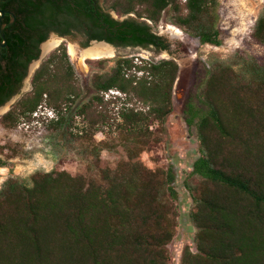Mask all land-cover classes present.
I'll use <instances>...</instances> for the list:
<instances>
[{
    "label": "trees",
    "instance_id": "obj_1",
    "mask_svg": "<svg viewBox=\"0 0 264 264\" xmlns=\"http://www.w3.org/2000/svg\"><path fill=\"white\" fill-rule=\"evenodd\" d=\"M51 2L56 20L60 0ZM40 4L41 0L17 3L20 33H12L13 49L25 43L34 14L48 8ZM217 5L218 0H104L102 6L119 17L135 15L122 20L90 6L87 11L101 31L98 40L169 52L170 42L153 30L164 10L170 11L171 23L200 43L219 45ZM251 38L264 45V10ZM178 72L174 58L139 64L132 57L116 58L108 71L91 76L96 93L76 107L74 115L85 121L81 135L92 136L112 124L114 118L102 108L98 94L108 89L143 105L117 108L119 120L114 122L120 130L143 134L150 122L164 123L173 111ZM73 73L61 43L34 70L30 89L0 123L15 126L45 104L56 113L45 125L63 129L72 119L66 110L78 95ZM198 101L204 108L188 103L184 119L195 126L199 153L190 170L199 177L189 212L194 250L185 246L180 264H264V61L247 60L240 71L212 62ZM101 178L96 182L65 170L35 171L28 178L8 176L0 185V264H169L165 246L173 237L174 222L164 197L176 198L173 167L152 170L139 160H127L102 169Z\"/></svg>",
    "mask_w": 264,
    "mask_h": 264
},
{
    "label": "rangeland",
    "instance_id": "obj_2",
    "mask_svg": "<svg viewBox=\"0 0 264 264\" xmlns=\"http://www.w3.org/2000/svg\"><path fill=\"white\" fill-rule=\"evenodd\" d=\"M263 10L264 0H218L217 26L221 29V42L219 45H211L200 43L171 23L170 11L166 9L153 30L170 42L169 52L127 47L114 49L112 56L90 58L84 56V49L77 45V39L60 41L50 36L46 42L56 40L57 43L47 49L48 53L59 44H65L73 68V81L78 95L65 113L72 119L61 130L48 128L45 122L36 123L32 117L23 118L12 127L0 123V159L4 163L0 166V185L8 176L28 178L35 171L50 170H65L72 175L80 174L102 182V169H113L127 160H139L152 170H166L171 165L175 174L172 187L176 198L172 199L166 194L164 201L172 208L173 212L169 216L173 219L174 229L165 251L169 264H180L183 248L188 246L194 250L195 229L189 219V212L194 209L192 188L199 181L197 175L190 174L192 161L199 153L195 126L184 122L187 104L204 108L198 101V90L212 62L220 61L240 71L247 60L264 61V45L251 38L254 23ZM112 13L120 19L127 15L119 17L114 11ZM129 15L135 17L134 13ZM94 44L97 43L91 46ZM70 46L75 48V53H71ZM120 56L132 57L133 62L138 64L167 58L177 61L179 72L173 86V111L164 123L150 122L143 134L128 133L116 127L115 122L119 120L117 108L124 104L143 109L142 103L120 91L118 94L110 93L108 98L99 92L103 100L102 108L114 118L112 124L97 130L92 136L81 135L79 130L85 121L74 113L76 107L91 100L96 93L90 85V78L95 72L108 71ZM102 58L105 59L102 64L94 62L95 59ZM28 88L29 86L26 89ZM97 109L100 110V107ZM94 111L95 107L92 113Z\"/></svg>",
    "mask_w": 264,
    "mask_h": 264
},
{
    "label": "flooded vegetation",
    "instance_id": "obj_3",
    "mask_svg": "<svg viewBox=\"0 0 264 264\" xmlns=\"http://www.w3.org/2000/svg\"><path fill=\"white\" fill-rule=\"evenodd\" d=\"M19 1L0 0V10L4 11L2 15L0 14V24L3 25L2 33L0 30V117L31 87V76L34 70L47 56L48 50L44 49L43 44L50 36L60 41L77 39V45L81 49L91 46L93 41H104L96 38L101 31L95 26L87 6L96 10L97 13H106L111 18L120 19L114 16L111 10L102 6V0H60L56 20H54L52 16L55 12L54 8L48 6L53 0H41L40 5L45 4L48 8L43 7V11L34 14V18L30 21L35 22L26 30L25 43L19 50H15L12 45L14 36L12 33H20V27H17L16 21L21 19V15L15 11ZM49 14L50 18H47ZM129 14L124 18L130 17ZM62 23L65 26H62ZM85 43H87L86 46ZM113 46L115 49L139 48ZM27 86H29L28 89H26Z\"/></svg>",
    "mask_w": 264,
    "mask_h": 264
},
{
    "label": "bare ground",
    "instance_id": "obj_4",
    "mask_svg": "<svg viewBox=\"0 0 264 264\" xmlns=\"http://www.w3.org/2000/svg\"><path fill=\"white\" fill-rule=\"evenodd\" d=\"M56 43H57L56 40L48 41L44 44V49L47 50L48 48L52 47ZM70 47L72 51L71 53L73 52L75 53L76 52L75 48L72 46ZM82 53L84 54L85 57H90V58L108 57V56H112L113 49L105 44L97 43V44H94L93 46L84 48Z\"/></svg>",
    "mask_w": 264,
    "mask_h": 264
},
{
    "label": "built area",
    "instance_id": "obj_5",
    "mask_svg": "<svg viewBox=\"0 0 264 264\" xmlns=\"http://www.w3.org/2000/svg\"><path fill=\"white\" fill-rule=\"evenodd\" d=\"M113 92H117L116 94H118V90L116 89L115 91H113V89H108L106 91H102V95L105 98L109 97L110 93ZM31 117L34 119V121L36 123H43L48 121L49 119H54L56 117V113L55 111L50 108V107H46L44 105H39L31 114Z\"/></svg>",
    "mask_w": 264,
    "mask_h": 264
},
{
    "label": "water",
    "instance_id": "obj_6",
    "mask_svg": "<svg viewBox=\"0 0 264 264\" xmlns=\"http://www.w3.org/2000/svg\"><path fill=\"white\" fill-rule=\"evenodd\" d=\"M4 13V11H2V10H0V14L2 15ZM1 19V18H0ZM2 24H0V30H1V33H2ZM93 43H102V44H105V45H107V46H109V47H111L113 50L115 49V47L113 46V45H111V44H109V43H107V42H105V41H93ZM89 47V46H88ZM82 49H84V48H82Z\"/></svg>",
    "mask_w": 264,
    "mask_h": 264
}]
</instances>
